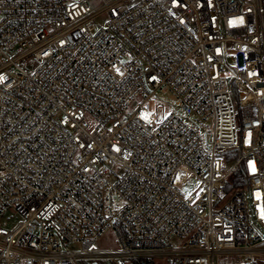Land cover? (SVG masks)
<instances>
[{
	"label": "built area",
	"instance_id": "built-area-1",
	"mask_svg": "<svg viewBox=\"0 0 264 264\" xmlns=\"http://www.w3.org/2000/svg\"><path fill=\"white\" fill-rule=\"evenodd\" d=\"M0 59V264H264V0H0Z\"/></svg>",
	"mask_w": 264,
	"mask_h": 264
},
{
	"label": "rangeland",
	"instance_id": "rangeland-1",
	"mask_svg": "<svg viewBox=\"0 0 264 264\" xmlns=\"http://www.w3.org/2000/svg\"><path fill=\"white\" fill-rule=\"evenodd\" d=\"M1 60V59H0ZM154 110L158 112V115L160 117L163 116V114H167L171 112L172 110H177L178 105L176 104L175 97L166 89H162L157 99L153 101ZM194 183L190 184L189 188H193ZM119 199L114 194L113 200H112V206H116L119 204ZM21 215L20 214H13L10 218H1L0 222L3 226L12 228L18 220H20ZM97 244L100 248L106 249V248H115L118 246V240L116 233L113 228H108L104 234L97 240ZM100 264H113L110 261H102ZM156 264H169L167 262L162 261H156Z\"/></svg>",
	"mask_w": 264,
	"mask_h": 264
},
{
	"label": "snow or ice",
	"instance_id": "snow-or-ice-1",
	"mask_svg": "<svg viewBox=\"0 0 264 264\" xmlns=\"http://www.w3.org/2000/svg\"><path fill=\"white\" fill-rule=\"evenodd\" d=\"M117 71H119L118 69H117ZM3 79V77H0V80H2ZM153 79H155V78H153ZM254 170V169H253Z\"/></svg>",
	"mask_w": 264,
	"mask_h": 264
},
{
	"label": "water",
	"instance_id": "water-1",
	"mask_svg": "<svg viewBox=\"0 0 264 264\" xmlns=\"http://www.w3.org/2000/svg\"><path fill=\"white\" fill-rule=\"evenodd\" d=\"M94 264H99V263H94Z\"/></svg>",
	"mask_w": 264,
	"mask_h": 264
},
{
	"label": "trees",
	"instance_id": "trees-1",
	"mask_svg": "<svg viewBox=\"0 0 264 264\" xmlns=\"http://www.w3.org/2000/svg\"><path fill=\"white\" fill-rule=\"evenodd\" d=\"M86 264H90V263H86Z\"/></svg>",
	"mask_w": 264,
	"mask_h": 264
}]
</instances>
